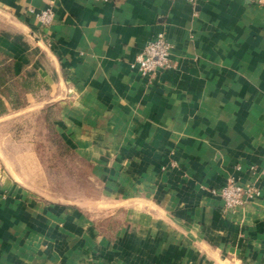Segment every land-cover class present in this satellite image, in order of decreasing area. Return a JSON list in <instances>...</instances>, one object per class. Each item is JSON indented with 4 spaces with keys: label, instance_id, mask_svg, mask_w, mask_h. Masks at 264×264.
Returning a JSON list of instances; mask_svg holds the SVG:
<instances>
[{
    "label": "crops",
    "instance_id": "obj_1",
    "mask_svg": "<svg viewBox=\"0 0 264 264\" xmlns=\"http://www.w3.org/2000/svg\"><path fill=\"white\" fill-rule=\"evenodd\" d=\"M262 1L0 0L21 21L0 35V121L59 100L64 141L127 204L102 233L0 160V264H264ZM48 8L50 26L29 14ZM159 33L173 67L148 80L133 65ZM232 177L261 191L233 211L213 193Z\"/></svg>",
    "mask_w": 264,
    "mask_h": 264
},
{
    "label": "rangeland",
    "instance_id": "obj_2",
    "mask_svg": "<svg viewBox=\"0 0 264 264\" xmlns=\"http://www.w3.org/2000/svg\"><path fill=\"white\" fill-rule=\"evenodd\" d=\"M20 22L9 12L0 10V35L18 34ZM70 100L76 102L75 97ZM32 108L0 121L3 169L26 186L37 201L83 210L90 218L94 217L102 233L122 227L125 199L117 200L107 192L113 168L108 171L107 166L100 165L96 169L95 162L85 152L64 141L56 123L62 114L59 100L46 109Z\"/></svg>",
    "mask_w": 264,
    "mask_h": 264
},
{
    "label": "built area",
    "instance_id": "obj_3",
    "mask_svg": "<svg viewBox=\"0 0 264 264\" xmlns=\"http://www.w3.org/2000/svg\"><path fill=\"white\" fill-rule=\"evenodd\" d=\"M185 1L194 6L198 2V0ZM29 14L35 16L43 26H50L55 19V14L51 8L41 12H35V10L31 9ZM172 49L173 46L167 39L166 34L159 33L145 45L142 52L137 56L133 67H137L144 78L152 80L160 71L173 67L171 59ZM213 193L223 200L225 209L233 211L256 200L260 196L261 191L255 184H243L239 180L231 178L219 190H213Z\"/></svg>",
    "mask_w": 264,
    "mask_h": 264
},
{
    "label": "trees",
    "instance_id": "obj_4",
    "mask_svg": "<svg viewBox=\"0 0 264 264\" xmlns=\"http://www.w3.org/2000/svg\"><path fill=\"white\" fill-rule=\"evenodd\" d=\"M6 37H10L9 35H5Z\"/></svg>",
    "mask_w": 264,
    "mask_h": 264
}]
</instances>
